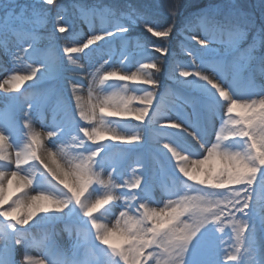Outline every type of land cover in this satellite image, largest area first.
<instances>
[{
  "label": "rangeland",
  "instance_id": "1",
  "mask_svg": "<svg viewBox=\"0 0 264 264\" xmlns=\"http://www.w3.org/2000/svg\"><path fill=\"white\" fill-rule=\"evenodd\" d=\"M105 12L0 0V213L16 200L50 197L26 226L0 215V264H244L251 244L264 242L254 212L264 203V41L246 34L236 58L242 78L230 89L256 103L228 115L201 79L215 76L207 66L214 53L191 38L207 30L227 42L235 32L122 26ZM14 76L31 78L16 90L6 83ZM194 131L218 152L254 159L253 184L187 180L170 149L202 156ZM206 162L205 170L227 163Z\"/></svg>",
  "mask_w": 264,
  "mask_h": 264
},
{
  "label": "clouds",
  "instance_id": "2",
  "mask_svg": "<svg viewBox=\"0 0 264 264\" xmlns=\"http://www.w3.org/2000/svg\"><path fill=\"white\" fill-rule=\"evenodd\" d=\"M51 2V0H49ZM201 38L199 36H193L191 39L204 48L210 49L214 53L212 59L208 62L207 66L210 67L215 73L214 77L202 75L201 79L207 81L216 90L218 99L213 96L218 107L223 106L225 113L231 115L234 109V105H240L242 108L252 110L255 101H239L231 95L230 89L234 87L238 81L242 78L243 69L239 67L236 62L237 55L242 51L240 45L246 38V32L243 29H237L232 38L227 42H221L215 39V37L209 36L207 30L202 31ZM215 45V46H214ZM180 75L187 76L189 73L181 72ZM225 84L228 87H225ZM211 95V93H208ZM193 104L197 102L193 99ZM222 102H224L222 104ZM175 127H183L182 125H173ZM238 135H249L246 131H239ZM189 135L199 144L200 149L203 150V155L198 158H193L189 152L187 155H181L183 149L179 148L170 149L173 151L174 157L179 158L178 171L189 181H193L199 184L214 185L217 187H224L226 185H251L255 181L258 168L255 166V161L252 158L243 156L240 153L229 155L227 153L218 152V143H211L210 146L204 140V137L199 132H192ZM220 139V132L216 133V140ZM168 147V145H165ZM216 158L227 161L226 165L219 169L205 170L201 167L203 162L207 160H213ZM259 164L264 165V153L260 154ZM50 197L42 193H38L36 196L30 197L29 202L24 200H16L10 205V210L0 213V215L11 217L13 220H18L21 225L26 226L33 218L40 212L48 211V206L45 201ZM248 204L245 203L240 211L244 208H248ZM173 212H179V208H174ZM14 214V215H13ZM264 222V221H262ZM199 236L194 237L197 240ZM147 243V242H146ZM18 264H23V259L18 261Z\"/></svg>",
  "mask_w": 264,
  "mask_h": 264
},
{
  "label": "trees",
  "instance_id": "3",
  "mask_svg": "<svg viewBox=\"0 0 264 264\" xmlns=\"http://www.w3.org/2000/svg\"><path fill=\"white\" fill-rule=\"evenodd\" d=\"M85 9H106L107 19L161 29L170 26H218L230 32L243 29L251 39L264 41V0H65ZM246 41V42H247Z\"/></svg>",
  "mask_w": 264,
  "mask_h": 264
},
{
  "label": "bare ground",
  "instance_id": "4",
  "mask_svg": "<svg viewBox=\"0 0 264 264\" xmlns=\"http://www.w3.org/2000/svg\"><path fill=\"white\" fill-rule=\"evenodd\" d=\"M264 126L259 128V131L263 130ZM2 149V147H1ZM6 150H4L5 152ZM42 157L48 161V163L50 165L53 164L54 159H52V156L50 154H48V152H42ZM55 173L56 175L66 181L70 183V175L64 171L61 170L59 168H55ZM11 181L14 182L16 185L20 186L21 180H23V178H18V177H13L10 176ZM254 212L257 215V219H259V222L261 223V231L264 232V203L262 202H258L255 204L254 206ZM263 238H264V233H263ZM258 242H260L259 244L255 243V245L252 243L250 248H248L247 252H246V256H245V262L244 264H264V242L258 239ZM227 264H231V262H228ZM233 264V263H232Z\"/></svg>",
  "mask_w": 264,
  "mask_h": 264
},
{
  "label": "snow or ice",
  "instance_id": "5",
  "mask_svg": "<svg viewBox=\"0 0 264 264\" xmlns=\"http://www.w3.org/2000/svg\"><path fill=\"white\" fill-rule=\"evenodd\" d=\"M31 77H25V76H14L12 77L11 80L7 81L6 83L9 84V86L12 88V89H16L18 90L19 88H21V86L24 84V82L27 80V79H30ZM131 79L135 80V79H139L138 76H132L130 77ZM15 81V82H13ZM0 87H3V85H0ZM0 138H2V135H0ZM207 162H203V164H206ZM11 188L12 186L10 185L9 186V190L11 191ZM14 215V214H13ZM110 241H108L107 239H105V243H109Z\"/></svg>",
  "mask_w": 264,
  "mask_h": 264
}]
</instances>
